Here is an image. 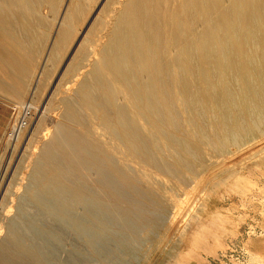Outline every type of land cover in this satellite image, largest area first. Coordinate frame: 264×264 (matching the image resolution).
<instances>
[{
  "label": "bare ground",
  "instance_id": "bare-ground-1",
  "mask_svg": "<svg viewBox=\"0 0 264 264\" xmlns=\"http://www.w3.org/2000/svg\"><path fill=\"white\" fill-rule=\"evenodd\" d=\"M94 1L67 0L58 14L61 0H0L4 34L10 14L31 25L41 21L38 7H48L54 16V35L31 92L36 94L49 73L46 63L60 62L55 50L71 42ZM108 3L98 4L62 74L73 78L64 80L60 105L77 121L70 103L75 98L92 126L59 141L65 126L57 122L51 138L40 136L42 149L87 142L125 180L132 175L151 182L156 177L148 168L171 174L181 165L192 170V159L186 158L196 160L194 146L212 157L235 152L264 133V0H113L118 6L109 21L102 17ZM39 41L40 35L17 33L4 46H11L15 66H23V56L37 57ZM38 106L43 113L48 109V103ZM56 138V146L47 144ZM249 146L242 155L263 153L264 142ZM61 174L59 167L33 169L16 205L19 214L2 216L7 235L1 241L21 246L42 264H82L94 257L127 264L123 248L133 244L130 233L139 222L136 226L126 211L119 215L110 203L71 188Z\"/></svg>",
  "mask_w": 264,
  "mask_h": 264
},
{
  "label": "rangeland",
  "instance_id": "rangeland-1",
  "mask_svg": "<svg viewBox=\"0 0 264 264\" xmlns=\"http://www.w3.org/2000/svg\"><path fill=\"white\" fill-rule=\"evenodd\" d=\"M95 1L90 3L87 17L74 32L71 42L55 50L61 58L60 62L46 63L45 68L49 66L50 71L43 76L44 81H37L36 94L30 89L43 67L54 35L53 14L46 6L38 7L37 16L41 21L37 25L26 24L10 14L8 31L5 34L0 31V264L40 263L41 258L25 255L21 246L12 244L8 239L1 241V236L7 235L3 217L6 212L19 214L16 205L24 196L22 194L32 180L36 166L61 168V180L65 184L110 203L119 215L126 211V215L136 220V226L139 222L135 231L138 235L134 231L130 233V237H134L132 247L125 245L123 248L127 264H264V150L255 157L248 153L242 155L252 143L264 142V133L256 135L255 139L252 138L254 140L250 138L251 143L248 141L235 152L231 149L212 157L204 149L194 146V151L200 149L197 150L196 160L186 158L189 162L188 158L192 159L193 164L189 163L192 170L181 165L171 174L148 168L152 178L156 177L151 182H141L138 176L132 175L125 180L87 142L83 143L85 146L78 141V144L62 146L50 152L42 149L41 137L51 138L57 122L65 126L62 135L57 137H60L59 141L63 135L81 134L92 126V121L85 118L83 110L76 106L75 98H71L70 103L77 111V121L67 117L66 107L60 102L66 95L63 92L66 89L64 80L73 78L69 73L66 79H62V74L101 2ZM61 2L58 14H61L67 0ZM114 6L118 5L109 0L102 12L105 20L111 18ZM43 17L45 22H42ZM26 32L32 36L40 35L37 57L23 56L19 60L24 63L23 66H15L14 53L9 50L10 45L4 46L5 39L8 41V37ZM98 33L102 34L100 30ZM24 53L26 56L35 54L31 51ZM43 103H48L44 113V107L41 111L37 109ZM26 108L30 114L23 120L25 126L10 135V127L20 119L16 117L22 116ZM35 132L40 134L37 136ZM18 136L20 138L16 141ZM57 138L47 144L56 146L59 142ZM218 180L221 181L216 183ZM71 248L69 243L67 249ZM67 249L63 257L68 254ZM97 258L86 259L82 264H112Z\"/></svg>",
  "mask_w": 264,
  "mask_h": 264
},
{
  "label": "built area",
  "instance_id": "built-area-1",
  "mask_svg": "<svg viewBox=\"0 0 264 264\" xmlns=\"http://www.w3.org/2000/svg\"><path fill=\"white\" fill-rule=\"evenodd\" d=\"M30 114L29 113V109L26 108L23 112L22 116H17L16 118H20L17 122H15L14 124H12V126L10 127V135H13L15 132L19 131V129L22 126H25L26 122H24V118H26V116Z\"/></svg>",
  "mask_w": 264,
  "mask_h": 264
}]
</instances>
